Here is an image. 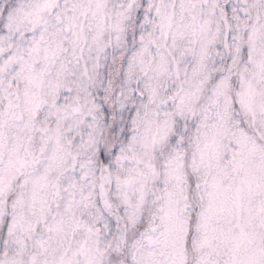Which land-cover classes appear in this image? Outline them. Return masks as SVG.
I'll list each match as a JSON object with an SVG mask.
<instances>
[{
	"label": "snow or ice",
	"instance_id": "obj_1",
	"mask_svg": "<svg viewBox=\"0 0 264 264\" xmlns=\"http://www.w3.org/2000/svg\"><path fill=\"white\" fill-rule=\"evenodd\" d=\"M0 264H264V0H0Z\"/></svg>",
	"mask_w": 264,
	"mask_h": 264
}]
</instances>
